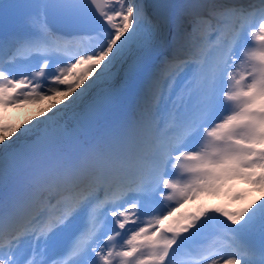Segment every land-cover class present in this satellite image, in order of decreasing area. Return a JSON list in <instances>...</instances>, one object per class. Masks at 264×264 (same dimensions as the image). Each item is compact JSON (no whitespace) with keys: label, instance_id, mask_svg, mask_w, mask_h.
I'll return each mask as SVG.
<instances>
[{"label":"snow or ice","instance_id":"obj_1","mask_svg":"<svg viewBox=\"0 0 264 264\" xmlns=\"http://www.w3.org/2000/svg\"><path fill=\"white\" fill-rule=\"evenodd\" d=\"M108 2L90 0L108 26L106 32L68 38L53 32L41 14L32 21L40 33L38 37L17 42L15 47L0 44V55L8 59L21 57L19 54L25 51L68 54L75 49V63L59 69L57 79L63 80L61 85L66 87L63 91L57 90V95L51 98L49 108L55 111L44 120L37 119V125L45 120L57 121L60 108L57 105L82 95L91 80L89 77L106 72L111 62L125 51L136 25L148 21L143 0H128L127 4L125 0H118L117 5L105 12L104 5ZM46 6L47 3L41 5ZM54 6L74 10L81 7V0H54ZM205 24L214 29V66L207 73L201 63L192 79L176 93V99L171 100L172 108L161 114L151 101L169 100L177 82L175 77L190 63L181 59V55L195 54L204 39L200 29ZM249 34L259 41V51L242 52L246 46L245 36ZM47 64L45 61L44 67ZM173 66L175 70L169 71ZM35 75L44 76V69ZM8 77L6 72L0 71V107L16 105L17 93L24 87H31L33 93L41 89V84L33 79ZM185 95L190 103L185 102ZM221 104L235 107L217 121ZM46 111L48 109L42 110ZM160 121L164 123L163 130L159 127ZM201 129L207 140L203 150H185L183 145L187 138ZM15 131L0 125V171L9 159L5 142H11L9 136ZM169 166L178 172L185 169L194 174V179L181 185L166 175ZM237 181L264 192V0L213 4L206 15L196 14L192 31L185 35L173 58L165 61L159 78L153 82L151 99L133 134L121 143L91 150L77 163H58L36 174L28 197L17 203L11 212L0 214V264H16L14 252L21 238H47L85 203L91 204L87 227L72 241L67 252L58 256L64 258L49 259L43 250L40 253L34 250L25 264H79L80 261L83 264H242L248 248L229 225L218 226L213 235L223 236L224 243L220 246L208 241L185 246L192 230L200 225L202 217L208 216L206 207L181 216H177L179 208L167 211V215L156 218L158 230L150 235L148 228L133 223L132 228L139 227V231L133 230L130 236L125 230L126 223L133 217L141 218L137 203L127 204L123 211L113 207L110 215L120 231L113 230L102 236L103 210L108 201L101 200L97 194L100 189L107 197L111 186L119 183L125 198L130 193L159 192L165 202L179 196L183 203H188L201 195L230 193ZM66 192L71 195L65 196ZM45 193L49 196L45 197ZM52 198H57L55 204L51 203ZM232 198L243 199L240 193L232 194ZM261 202L264 199L259 203L248 202L235 211L223 208L216 211L222 212L231 225L243 222L244 230L257 224L264 228V203ZM168 221L170 223L166 224ZM142 236L143 243L140 242ZM144 247L150 251L145 253ZM182 256L199 258L184 260Z\"/></svg>","mask_w":264,"mask_h":264},{"label":"rangeland","instance_id":"obj_2","mask_svg":"<svg viewBox=\"0 0 264 264\" xmlns=\"http://www.w3.org/2000/svg\"><path fill=\"white\" fill-rule=\"evenodd\" d=\"M117 4H118V0H112L110 3V8H112L114 5ZM144 4L147 5V0H144ZM167 4L162 2L159 5L160 13L167 20L170 21L171 19L173 24L170 27H167L166 22L161 23L162 24L161 32L163 33L162 35L155 30L156 24L153 25L150 24L151 26H146V22H143L137 24L135 27L137 32L141 28L142 31L144 29L148 30L149 34L145 39L151 36L150 38L153 39L155 42L152 43L151 45L152 52L155 51L166 52L168 43L165 37L169 36L170 33L174 34L175 37L179 36L178 34H180L179 37H181L182 39V36H185L187 33L192 31L193 18H190L189 16L188 17L185 16L188 13V10H190L189 3L186 2L185 0H181V3H178L177 5L175 3L170 5ZM148 6L151 7L148 9L147 12L148 15H150L149 11L151 10L154 12V10L156 9L155 3L151 4V6L148 3ZM178 6L180 8V13H182V15L180 13L176 14L175 12L176 7ZM152 15L155 16L154 14ZM34 17H39V14H36V16H33L32 18H29L27 20L26 24L28 27L32 25L31 22L33 21ZM158 19L161 21L160 18ZM119 22L120 21L118 18L117 23ZM187 28H189V30ZM19 34H21V31ZM140 37L143 38V35ZM247 39L245 37L246 46L244 49H242V52L245 53L257 52L260 50V43L258 40H256L255 37L249 34L247 35ZM209 40L211 41L210 38ZM128 49H130L131 53L128 54L130 52L128 50L129 52L127 53L125 58L121 60V56H122L121 55L117 57L115 60H113L106 72H98L96 76H94L95 74H93L92 77H89V79L91 80L89 81L88 85L85 86L82 95H78L77 97H74L73 100L70 101L69 103H67V101H61V104L57 105V107H60L57 110L59 112V117L58 120L55 122L45 120V121H41L39 125H37L36 120L37 119L44 120L46 116L51 115V112L55 111V108H49V105L52 103L51 98H54L57 95V93L49 94L47 92V93H43L40 97L33 98L32 96L29 95V93L23 92L20 93L21 95H19V97H16V99L19 100L16 105H5L3 107H0V125H5L9 128L16 129V131L11 133L9 136V138L12 139L11 142H5L6 151L9 153V159L7 163L3 166L2 171H0V180L2 178H7L10 181L7 185L5 181L1 182L0 184V208L3 203L4 204L8 203L11 207H14L17 203L26 199L24 198V195L28 192L31 193L33 188V179L36 176V174L47 171L48 169L52 168L58 163L66 164L67 162L70 161L69 157L75 160H82L92 149H95L94 145L96 144H100L101 148H105L106 132L103 131L102 128L99 129L98 127H101V125L104 122H106L107 119L111 118V116H113L114 113L118 115L121 109L119 106V102L108 104V102H106L107 100L104 99L103 97H106L107 92L110 91L112 92L116 89H119L121 85H124L125 88H127L134 81H138L140 85L138 87L136 84V86L134 87V84H131L130 88L132 89L131 90L132 95L133 96L136 95V97L143 96L144 93L142 90V83L144 82L145 78H147V74L150 72L149 68L142 72L138 71L137 69H133L131 71L129 69L133 65V57L136 54L143 53L144 50L143 44L134 42L131 44V47ZM209 50L211 51H207L204 54L202 61L204 69L207 73L211 72L214 66V58L216 55L214 47L212 48L210 46ZM106 63L109 62L106 61ZM199 68L200 67H198V69ZM198 69H194L188 66L185 68L184 73L185 72L192 73V75L189 78V80H191L193 73L196 72ZM184 73H181L179 76L175 77L177 82L176 84L173 85V91L169 100L160 102V105L158 107L160 108L159 112L161 114L166 113L168 110L172 108L171 100L176 99V93L178 91L179 86L183 82V77L185 76L183 75ZM72 75H76V73H72ZM85 83H87V81ZM81 87H83V85ZM77 91H79V89H77ZM95 97H100V100L102 102L100 105L102 106H99L94 111H89V108L87 106H90L91 100L94 99ZM184 100L186 103L191 102V100L187 95L184 96ZM95 103H96V99H95ZM234 107H235L234 104H230V107L228 104H221L218 109L219 115H217V121L220 118H222L224 114H230L231 109ZM44 109H48V111L42 112V110ZM126 110H128V108ZM122 112L124 113L123 109ZM63 120L65 122L70 121L69 128L71 135H76L77 133H79V131L81 130L79 127L82 125L81 121L84 123L83 124L84 129L80 133L85 135L87 139L86 141L87 143L86 144L83 143L78 149V151L77 152L75 151L76 154L74 156H70L65 153L59 155L60 151L64 149V148L62 149L61 147L60 140L64 139V146L70 143V139L68 137H64L66 134L67 135L70 134L69 131L66 130L67 131L66 134L62 132L59 133L57 132L56 133L57 136L52 134V126H54L56 122H60ZM108 126L110 127L111 125ZM159 127L161 130H163L164 128L163 121H160ZM96 130L98 131L96 136H94L92 139L88 138L89 136H92ZM134 131L135 129H131V128L128 129V132L131 135L133 134ZM45 140H47L48 142H46V145L44 144L43 148L41 149L40 147L41 144L39 143ZM189 142L191 144L188 145ZM195 143H198V145H195ZM206 144H207V140L205 138V133L201 129L200 131L194 133L193 135L187 138V140L183 145V148L185 150L195 151L194 148H196V146L197 147L199 146V148L203 150ZM31 145L32 146L36 145L37 153L33 152ZM45 150L47 154L45 153ZM31 157L33 158L32 160ZM26 160H27V164H26ZM12 166H14V171L12 172L13 175H10L8 177V175L6 174L7 169L12 168ZM184 171L186 170L181 168L178 172V170L169 166L166 175H168L173 179H176L177 181H182L181 185H183L187 177L191 176L192 174L186 171L188 173L187 174ZM26 172H28L27 175L24 174ZM165 191H169V190H165ZM155 193L160 200L164 201V204L161 206L166 210V215H167V211H171L176 208H179V212L177 213V216H181L185 213L197 211L200 207H206L209 210L208 216L204 219L202 217V221L200 225L197 228L193 229L191 233L192 239H194L195 236L199 238L196 239V241L199 243H203L202 241H208L209 243L211 240H213L212 237H213V233L215 232V229L213 228L214 225L212 220H218V219L221 221V225H229L233 230L235 231L238 230L239 235H241L243 238V241H247L249 239L250 241H255L258 238H260L257 234H255L252 228L244 230L242 226L243 222L241 225H231L230 222L226 220L227 218L223 216L222 212L216 211V209H220V208L229 210L228 209V206L230 204L229 202L233 199L232 194L234 193H240L242 195L243 203H248L253 200L259 203L262 199H264V192L259 191L258 188L249 185L243 181H237L235 184H233L231 186L230 193L225 192L218 196L201 195L199 199H196L192 203H187V204L183 203V201L179 196H176L174 199L165 202L164 198L159 194V192H155ZM181 204H183L182 207ZM86 205L87 203L82 205L85 208V210L88 209V205L87 207ZM258 207L259 205L256 206V208H254L253 212H256V209ZM139 216L141 218L136 219L135 217H133L132 220L128 221L131 224V226L129 227V236L131 235V232L133 230L139 231V227L148 228V231L151 230V232L153 230H156L154 226L152 229H150L151 228L150 225L142 224L143 220L146 221L147 215L143 214ZM71 221L72 220H69V224L71 223ZM133 223L138 224L139 227L133 229L132 228ZM141 238H143V236L140 237V239ZM18 253H21V248L18 249ZM263 259L264 256H262L261 259L260 258L258 259L260 260L261 264H264ZM252 261L254 260H249L247 264H253ZM244 263L245 262H242V264Z\"/></svg>","mask_w":264,"mask_h":264},{"label":"trees","instance_id":"obj_3","mask_svg":"<svg viewBox=\"0 0 264 264\" xmlns=\"http://www.w3.org/2000/svg\"><path fill=\"white\" fill-rule=\"evenodd\" d=\"M151 1H153V2H155V3H157L158 5L161 3V1H163V2H173V1H175V0H151ZM210 1L211 0H189V2H190V5H193L196 9H198V8H201L200 7V5H204V4H208V3H210ZM203 7V6H202ZM195 9V11H197ZM185 16H187L188 17V14H186ZM184 16V17H185ZM165 22L168 24V21H166L165 20ZM168 27V26H167ZM188 30H189V28H187ZM186 29V30H187ZM179 36H180V34H178ZM179 36H174V37H171V39L173 40L172 42H173V46L175 47V50L177 51V49H178V46L175 44V42L174 41H176L177 40V42H179L180 44H182V42H181V40H183V38L185 37H183L182 36V39H181V37H179ZM165 39H166V41H167V37H165ZM164 39V40H165ZM147 45H149V46H151L152 45V43H155L154 42V40L153 39H148L147 41ZM198 47H200V46H197V48ZM201 50V49H200ZM150 59H149V57L147 56V54H146V52H143V53H141V54H137V55H135V57H134V59H133V62H137V63H140V65H142V66H145V67H147V66H149V64H150ZM126 105V104H125ZM92 108L93 109H95V106L92 104ZM70 122V121H69ZM68 121L67 122H65L64 120L63 121H60V122H56L55 123V125L54 126H52V134L53 135H56L57 136V132L59 133V132H62V133H67V131L66 130H68V131H70V126H69V123ZM65 137H67V134L65 135ZM46 142H48L47 140H45V141H43L42 143H39V144H45ZM75 148H77V145L76 146H72V149H75ZM254 228H256L257 230H261L262 228L260 227V225L259 224H257Z\"/></svg>","mask_w":264,"mask_h":264},{"label":"bare ground","instance_id":"obj_4","mask_svg":"<svg viewBox=\"0 0 264 264\" xmlns=\"http://www.w3.org/2000/svg\"><path fill=\"white\" fill-rule=\"evenodd\" d=\"M51 57H53V56H51ZM53 58H55V60H53L52 61V64L53 65H55L56 67H60V66H63V64L60 62L61 60L59 59V58H56V57H53ZM39 64H41V61L40 62H38V65ZM33 67H34V69H37V62L36 61H34L33 62ZM41 70V69H40ZM39 70V71H40ZM45 72V74H46V76H48V78H50L51 79V77H52V75H53V73H54V70H51L50 69V67H47L46 68V70L44 71ZM8 76H10V77H12L13 76V73L11 72V71H8ZM49 85V88H51L52 87V84H51V82L48 84ZM47 85V86H48ZM46 86V87H47ZM131 88H130V93H131ZM21 95V94H20ZM189 144H191V143H188V145ZM194 145V144H193ZM204 146V145H203ZM188 147V146H187ZM205 147V146H204ZM189 148H191V147H189ZM22 160V159H21ZM13 164V163H12ZM19 170V169H18ZM14 171V166H12V168H8L7 169V175L8 176H10V175H13L12 174V172ZM184 172H186V171H184ZM184 172H182V173H184ZM187 173V172H186ZM188 174V173H187ZM182 179V178H181ZM184 179V178H183ZM180 184H181V182L182 181H178ZM189 183V182H188ZM187 184V183H186ZM17 193V192H16ZM14 194V193H13ZM21 195V194H20ZM29 195V194H28ZM19 197V196H18ZM14 199V198H13ZM136 202V201H135ZM13 204V203H12ZM148 204H152L151 206H150V209H151V211L150 212H152L153 214H151V216L149 217V219L151 220V221H153L154 220V216L158 213V212H160V209L158 208V205L155 203V202H153V201H151V202H149ZM86 207H87V205H86ZM14 208V207H13ZM157 209V210H156ZM154 211H155V213H154ZM147 221V220H146ZM107 232H105V234H106ZM196 245H199V244H195V243H193L192 242V244H191V247H193V246H196ZM21 251H22V249H21ZM142 251H144L145 253H147V252H149L150 251V249L149 248H147V247H144V248H142Z\"/></svg>","mask_w":264,"mask_h":264}]
</instances>
